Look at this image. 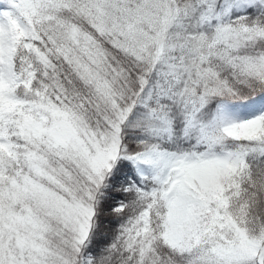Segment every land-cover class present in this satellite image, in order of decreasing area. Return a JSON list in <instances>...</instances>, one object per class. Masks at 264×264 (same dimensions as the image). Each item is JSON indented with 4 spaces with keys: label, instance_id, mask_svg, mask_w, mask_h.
<instances>
[{
    "label": "snow or ice",
    "instance_id": "6c2138e0",
    "mask_svg": "<svg viewBox=\"0 0 264 264\" xmlns=\"http://www.w3.org/2000/svg\"><path fill=\"white\" fill-rule=\"evenodd\" d=\"M0 264H264V0H0Z\"/></svg>",
    "mask_w": 264,
    "mask_h": 264
}]
</instances>
